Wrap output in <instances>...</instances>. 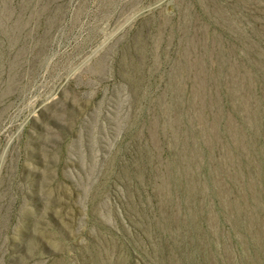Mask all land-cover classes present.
<instances>
[{
    "label": "rangeland",
    "instance_id": "obj_1",
    "mask_svg": "<svg viewBox=\"0 0 264 264\" xmlns=\"http://www.w3.org/2000/svg\"><path fill=\"white\" fill-rule=\"evenodd\" d=\"M0 264H264V0H0Z\"/></svg>",
    "mask_w": 264,
    "mask_h": 264
}]
</instances>
